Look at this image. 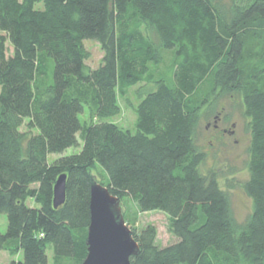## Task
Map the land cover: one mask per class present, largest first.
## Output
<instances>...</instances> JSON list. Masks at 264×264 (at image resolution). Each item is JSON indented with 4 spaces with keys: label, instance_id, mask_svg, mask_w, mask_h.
Wrapping results in <instances>:
<instances>
[{
    "label": "trees",
    "instance_id": "1",
    "mask_svg": "<svg viewBox=\"0 0 264 264\" xmlns=\"http://www.w3.org/2000/svg\"><path fill=\"white\" fill-rule=\"evenodd\" d=\"M86 40L102 49L96 69ZM165 54L170 75L158 73ZM138 86L132 132L108 120ZM236 96L251 134L244 224L217 177L200 173L196 141L204 110ZM96 182L169 216L168 246L153 225L131 229V264H264V0H0V250L49 264L50 245L53 264H82Z\"/></svg>",
    "mask_w": 264,
    "mask_h": 264
},
{
    "label": "rangeland",
    "instance_id": "2",
    "mask_svg": "<svg viewBox=\"0 0 264 264\" xmlns=\"http://www.w3.org/2000/svg\"><path fill=\"white\" fill-rule=\"evenodd\" d=\"M84 44L90 53L87 65L91 69L98 68L103 59L100 45L94 40H86ZM9 49L11 51V48ZM165 55V62L158 71L160 75H170L172 72V56ZM138 88L139 86L132 87L129 90L128 101L121 99V113L110 118L109 122L118 124L132 132L136 131L137 117L134 109L139 103L136 95ZM82 117L84 119V116ZM216 117H219L220 121ZM234 123L236 124V134L224 136L222 129L230 127ZM215 125H218L219 129H216ZM21 130L29 134L36 133V131L32 132L27 128V122ZM196 141L201 150L206 153V160L200 167V173L204 176L214 175L217 177L220 187L230 198L234 218L240 224H244L253 212V202L244 190V184L250 176L248 161L251 134L241 99L237 96L224 97L214 107L205 109L196 134ZM79 150L80 147L70 148L63 156H73ZM60 157L52 155L50 161ZM95 175L97 182L105 181V176L101 170H96ZM29 204L32 205V202ZM121 207L124 219L133 231L140 233L148 225H153L157 229L159 245L168 246L176 241V238L169 231L170 219L166 213L161 211L141 213L135 203L128 199L121 200ZM7 229V215H0V232L6 233ZM47 254L49 264H53L54 253L50 245L47 247ZM19 258L21 259V256L12 258L8 252L0 250V264H12L14 260L17 261Z\"/></svg>",
    "mask_w": 264,
    "mask_h": 264
},
{
    "label": "water",
    "instance_id": "3",
    "mask_svg": "<svg viewBox=\"0 0 264 264\" xmlns=\"http://www.w3.org/2000/svg\"><path fill=\"white\" fill-rule=\"evenodd\" d=\"M66 199L67 175H62L54 187V208ZM90 211L88 255L82 264H131V259L140 254V246L122 214L121 198L96 182L91 189Z\"/></svg>",
    "mask_w": 264,
    "mask_h": 264
},
{
    "label": "flooded vegetation",
    "instance_id": "4",
    "mask_svg": "<svg viewBox=\"0 0 264 264\" xmlns=\"http://www.w3.org/2000/svg\"><path fill=\"white\" fill-rule=\"evenodd\" d=\"M217 120L220 121V118L219 117H216ZM215 128L216 129H219V126L218 125H215ZM222 132H223V135L224 136H234L236 134V124H232L230 127H227V128H223L222 129ZM236 143H238V141L236 140Z\"/></svg>",
    "mask_w": 264,
    "mask_h": 264
}]
</instances>
